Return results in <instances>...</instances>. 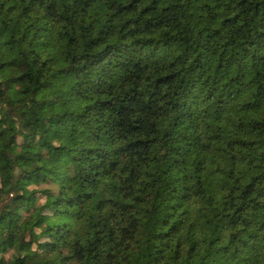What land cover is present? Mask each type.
Listing matches in <instances>:
<instances>
[{
	"label": "trees",
	"instance_id": "obj_1",
	"mask_svg": "<svg viewBox=\"0 0 264 264\" xmlns=\"http://www.w3.org/2000/svg\"><path fill=\"white\" fill-rule=\"evenodd\" d=\"M0 264H264V0H0Z\"/></svg>",
	"mask_w": 264,
	"mask_h": 264
}]
</instances>
